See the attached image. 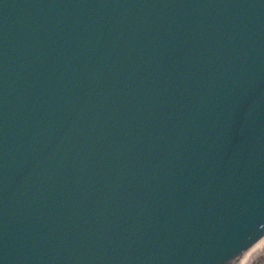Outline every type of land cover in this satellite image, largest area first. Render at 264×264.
I'll return each mask as SVG.
<instances>
[{
    "label": "water",
    "instance_id": "water-1",
    "mask_svg": "<svg viewBox=\"0 0 264 264\" xmlns=\"http://www.w3.org/2000/svg\"><path fill=\"white\" fill-rule=\"evenodd\" d=\"M0 264H264V0H0Z\"/></svg>",
    "mask_w": 264,
    "mask_h": 264
}]
</instances>
